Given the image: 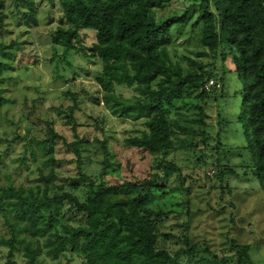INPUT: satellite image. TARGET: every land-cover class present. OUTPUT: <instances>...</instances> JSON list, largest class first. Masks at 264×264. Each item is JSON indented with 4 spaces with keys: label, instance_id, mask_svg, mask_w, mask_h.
Wrapping results in <instances>:
<instances>
[{
    "label": "rangeland",
    "instance_id": "rangeland-1",
    "mask_svg": "<svg viewBox=\"0 0 264 264\" xmlns=\"http://www.w3.org/2000/svg\"><path fill=\"white\" fill-rule=\"evenodd\" d=\"M17 1L0 0V42L7 49L0 107V191L23 189L26 195L42 199L44 194L51 198L62 187L79 200L85 198L87 185L76 188L70 183L78 178L72 163L74 154L66 145L49 141L50 122L69 142L75 140L66 111L77 105V133L106 141V157L110 159L102 175L104 156L87 144L84 174L95 180L101 176L109 185L133 183L137 187L159 175L164 194H153L143 208L154 219L159 212L166 214L159 223L161 244L177 256L179 264H198L202 256L211 261V255L203 254L207 244L217 257H231L229 240L249 245L254 263L264 264V190L254 175L247 149L242 114L244 84L236 71L233 51H228L230 59L225 63L200 45L199 29L191 27L197 17L195 0L154 2L151 8L158 24L189 11L187 26L172 28L169 55L181 65L184 75L213 68L216 73L203 89L206 95L184 93L170 107L172 125L177 123L184 131L175 128L173 149L157 154L126 144L128 139L148 132L147 120L111 111L104 99L106 92L95 80L102 72V63L75 52L65 56L63 48L51 43V34L63 18L59 0H22L20 5ZM28 13L37 19L36 27L26 24ZM95 41L94 32H81L83 47ZM111 91L128 103H135L138 97L133 88L123 84H113ZM54 158L59 166L51 162ZM166 169L171 172L168 176ZM220 173H224L222 179ZM38 205L45 216L38 227L51 228L36 238L20 232L13 261L30 264L26 256L29 246L37 252L35 264H84L83 256L72 247L57 259L48 254L47 241L55 233L66 235V227L81 224L73 205L65 200L57 218L52 210L56 221L51 222L44 206ZM10 237V225L1 218L0 239ZM192 244L201 246L193 257L184 253ZM9 251L0 243V264H7Z\"/></svg>",
    "mask_w": 264,
    "mask_h": 264
},
{
    "label": "trees",
    "instance_id": "trees-1",
    "mask_svg": "<svg viewBox=\"0 0 264 264\" xmlns=\"http://www.w3.org/2000/svg\"><path fill=\"white\" fill-rule=\"evenodd\" d=\"M21 1L18 0L17 4L20 5ZM172 1L59 0L63 18L51 34V43L63 48L65 56L75 52L102 63V72L95 80L106 92L104 99L111 111L125 113L126 117L134 114L135 118L147 120L148 132L142 137L128 139L126 144L151 154L172 150L175 128L183 130L177 123L175 127L172 125L170 107L175 106L184 93L189 96L199 93L198 97L206 95L203 91L205 85L216 76L214 68L203 70L200 74L190 71L184 75L181 65L172 61L168 52L172 28L186 27L190 13L186 11L181 17H173L162 24H158L151 13L154 2L163 4ZM193 7L197 17L191 27L199 29V43L203 49L225 63L230 59L228 51L234 52L233 62L244 84L242 114L247 149L252 156L254 175L264 190V0H195ZM26 22L35 27L38 25L31 13L26 15ZM82 31L95 33L96 41L91 46L81 45ZM6 56L7 49L0 42V107L3 103ZM115 83L133 88L138 94L135 103L117 97L111 91ZM77 109L78 106L74 105L66 111L75 140L69 142L67 137L54 131L56 126L50 122L49 141L54 145H66L68 152L74 154L72 163L78 178L70 183L76 188L87 185L86 196L79 200L62 187L51 198L44 194L42 199H36L33 194L26 195L23 189L1 190L0 219L4 218L11 230L10 239H0L1 244L10 248L7 264H16L13 256L20 232H28L36 238L51 228L50 225L44 229L38 227L39 221L45 218L38 204L47 210L51 222L56 221L65 200L80 215L81 224L66 227V235L55 233L47 241L48 254L54 259L72 247L83 256L84 264H179L177 256L161 244L159 223L166 214L159 212L154 219L143 208L153 194H164V186L157 179L159 175L145 180L140 187L133 183L109 185L102 181L101 176L95 180L85 175L83 152L87 144L100 150V155L104 156L102 175L110 165V159L106 157V141H101L99 137L87 139L77 133L80 126L75 119ZM95 124L98 131V124ZM51 162L57 166L60 163L55 158ZM169 170H165L167 176L171 173ZM220 176L222 179L224 173ZM52 210L56 211L55 218L52 217ZM10 215L14 222H10ZM207 245L203 254L211 255L213 259L210 261L202 256L198 264L208 260L207 264H255L249 245L229 240L227 245L233 255L222 258L217 257ZM198 246L192 244L184 253L193 257ZM26 252L29 263L35 264L37 252L29 246Z\"/></svg>",
    "mask_w": 264,
    "mask_h": 264
},
{
    "label": "built area",
    "instance_id": "built-area-1",
    "mask_svg": "<svg viewBox=\"0 0 264 264\" xmlns=\"http://www.w3.org/2000/svg\"><path fill=\"white\" fill-rule=\"evenodd\" d=\"M211 85H213L214 84V82L213 81H211V83H210Z\"/></svg>",
    "mask_w": 264,
    "mask_h": 264
}]
</instances>
